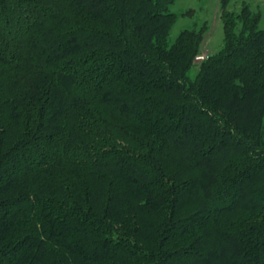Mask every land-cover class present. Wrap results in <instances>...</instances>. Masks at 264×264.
Masks as SVG:
<instances>
[{
  "label": "trees",
  "instance_id": "16d2710c",
  "mask_svg": "<svg viewBox=\"0 0 264 264\" xmlns=\"http://www.w3.org/2000/svg\"><path fill=\"white\" fill-rule=\"evenodd\" d=\"M173 2L0 0V264H264L260 12Z\"/></svg>",
  "mask_w": 264,
  "mask_h": 264
},
{
  "label": "rangeland",
  "instance_id": "374dc122",
  "mask_svg": "<svg viewBox=\"0 0 264 264\" xmlns=\"http://www.w3.org/2000/svg\"><path fill=\"white\" fill-rule=\"evenodd\" d=\"M244 2L249 4L252 10L260 12L258 28L264 30V0H227L225 8L238 13ZM170 11L176 15V20L169 30V43H173L183 30L199 29L206 24L201 55H211L222 48L224 39L222 0H174L170 5ZM196 71L197 66H194L191 75Z\"/></svg>",
  "mask_w": 264,
  "mask_h": 264
},
{
  "label": "built area",
  "instance_id": "2783aa9c",
  "mask_svg": "<svg viewBox=\"0 0 264 264\" xmlns=\"http://www.w3.org/2000/svg\"><path fill=\"white\" fill-rule=\"evenodd\" d=\"M196 59L197 60H202V59H204V55H198V56H196Z\"/></svg>",
  "mask_w": 264,
  "mask_h": 264
}]
</instances>
